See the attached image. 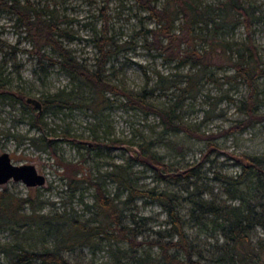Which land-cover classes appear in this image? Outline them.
Returning a JSON list of instances; mask_svg holds the SVG:
<instances>
[{"label":"trees","instance_id":"obj_1","mask_svg":"<svg viewBox=\"0 0 264 264\" xmlns=\"http://www.w3.org/2000/svg\"><path fill=\"white\" fill-rule=\"evenodd\" d=\"M135 1L145 11L143 18L154 20L153 25L142 24L141 30H135L143 34L146 46L157 50L165 59L176 60L177 65L189 64L187 70L177 72L176 77L168 81L164 82L165 78L158 73L152 86H148L146 80L137 89L113 82L106 73V62L119 50L108 32L107 17L101 32L92 38L96 55L89 63L64 44L62 37L68 32L61 25L64 18L47 5H39L35 0H0V10L13 17L14 25L21 26L24 37L33 45L27 50L37 55V63L56 64L78 83L67 91L42 93L38 98L40 110L61 109L78 102L100 111L119 97L127 108L155 114L163 136L182 130L204 139L201 156L194 163L174 166L155 153L151 147L153 140L143 133L135 154L127 155L120 162L111 160L110 169L98 171L100 177L114 184V191H107L100 177L86 169L84 157L81 162L66 161L51 149L57 167L61 168L58 173L72 192L71 196L87 187L93 189L90 203L84 202L79 195L89 216L82 217L67 207L38 213L33 207L34 194L28 192L21 196L1 187L0 231H18L38 224L41 232L52 236V241L39 249L26 247L18 241L0 243V249L6 254L8 264H80L68 255L77 250L81 252L85 247L94 250L100 243L115 245L113 254L121 252L113 264H264V151L236 153L214 140L221 133L242 130L264 121L261 110L264 105V58L248 32L252 18L257 15L244 0H219L217 4L204 5L194 0H162L160 5L158 0ZM258 17L264 18V15ZM241 21L247 30L242 40L229 41L216 32L205 36L197 31L201 22L205 26L223 23L235 27ZM197 40H205L207 46L198 47ZM4 43L0 39V47ZM7 44L14 48L12 51L17 49L14 44ZM212 66L232 69L223 73L220 84L233 81L245 86L246 91L238 98L242 116L220 131L206 132L192 128L180 117L178 103L184 93L194 95L197 92L202 77L217 80ZM6 82L0 79L2 95L10 94L9 97L20 99L24 112L38 110L26 101L24 91L6 86ZM171 86L178 90L173 102L153 97L156 89L163 91ZM78 89L81 95L76 92ZM228 98L235 100L230 95ZM109 139L111 143H118L117 139ZM93 142L87 145L88 150L101 144ZM45 144L51 148L49 141ZM114 144L105 142L106 147ZM211 153L225 155L239 166L235 174L212 169L210 179L220 184L221 194L213 192L203 181L207 177L206 174L202 176L203 167L209 162ZM135 164L152 170L158 176L156 183L152 186L140 183L142 175ZM174 185H180L179 189ZM138 200L144 204H158L166 214L165 225L141 229V224L151 217L140 213ZM27 206L31 208L28 213ZM257 227L263 231L262 235L255 232ZM190 229L198 230L213 241L201 244L202 240L194 239ZM210 252L212 255H208Z\"/></svg>","mask_w":264,"mask_h":264},{"label":"rangeland","instance_id":"obj_2","mask_svg":"<svg viewBox=\"0 0 264 264\" xmlns=\"http://www.w3.org/2000/svg\"><path fill=\"white\" fill-rule=\"evenodd\" d=\"M35 1L39 5H47L60 18H64L61 25L68 31L62 37L64 44L70 47L78 57H85L89 63L96 55V45L92 38L101 32L104 18L107 17L108 32L113 36L119 50L106 62V73L113 82L122 84L126 88L137 89L146 80L148 86H152L158 73L163 75L165 82L176 77L177 72L188 69L189 64L177 65L176 60L165 59L157 50L147 47L143 34L136 33L142 29V24L151 26L154 20L143 18L145 11L135 0H123V2L120 0ZM194 1L204 5V3L217 4L219 0ZM244 1L250 3L257 15L252 18L248 32L264 58V18L258 17L264 15V0ZM161 3L162 0L157 1L158 5ZM104 4L105 7H103ZM197 31L205 36L216 32L229 41L245 39L247 34L242 21L235 27L223 23L205 26L204 22H201ZM23 34L21 26L14 25L13 17L0 10V39L5 41L0 47V79L7 81L6 86L21 89L25 97L31 96L37 99L42 93L67 91L71 86H78L76 81L71 80V75L58 65H49L45 61L42 64L37 63V55L27 50L33 48V45ZM126 40L132 43H127ZM197 41L198 47L207 46L205 40ZM7 43L14 44L17 49L12 51L14 48ZM46 51L50 50L46 48ZM212 70L217 80L202 77L197 92L194 95L184 93L178 103L180 117L192 128L206 132L220 131L235 118L242 116L238 107V98L246 91L245 86L233 81L220 84L223 73L230 72L231 68L212 66ZM76 92L81 95L79 89ZM8 95H2L0 92V153L3 150L8 151L15 164L35 165L37 171L45 175L46 180L43 185L35 187H26L20 181L9 180L0 185V188L5 187L21 196H26L28 192L34 194L33 207L38 213H51L67 207L74 209L82 217H88L89 213L79 200V195L84 202H92L91 187L83 189L81 193L79 190L71 196L72 192L61 179L60 172L58 173L61 168L57 167L51 149L66 161L81 162L84 157L86 169L95 177H100V172L110 169L108 163L111 160L120 162L127 155L135 154L134 151L139 149L137 143L141 140L143 133L149 140H153L151 147L155 153L174 166L196 162L204 149V139L190 135L186 131L180 130L163 136L160 132L159 119L155 114H143L127 108L120 102L122 99L119 97H116L110 106L100 111L77 102L61 109H45L44 111L35 109V111L24 112L20 99ZM228 95L233 96L235 100L228 98ZM110 96L115 98L114 95ZM177 96L178 90L174 86L165 88L163 91L156 89L153 95L156 100L166 102H173ZM31 106L36 107L33 103ZM261 110L264 111V105L261 106ZM93 136L97 139L94 140ZM72 137L81 140L75 141ZM109 138L117 139L118 143L109 142ZM214 140L236 153L241 151L260 153L264 151V121H259L242 130L221 133ZM46 141L50 142L51 148L45 144ZM93 141L101 143L100 146L88 150L87 145L94 143ZM105 142L114 145L106 147ZM135 165L142 175L140 183L149 186L156 183L158 176L152 170L143 168L139 164ZM212 169L235 174L239 171V166L225 155L210 154L209 162L203 167L202 176L207 175L203 181L208 183L207 186L212 188L213 192L221 194L220 184L210 179ZM100 181L107 191H114V184L107 178L100 177ZM174 187L179 189L180 185H174ZM136 203L141 214L151 217L141 224V229L147 226L156 229L165 225L166 214L158 204H144L142 200ZM25 211L28 213L31 208L27 206ZM40 230L38 224L18 231L1 230L0 243L18 241L26 247L39 249L52 241L49 233ZM189 232L194 239H201V244L213 241L212 238L200 234L198 230L190 229ZM255 232L259 235L263 234L259 227L255 229ZM114 249L113 244L100 243L94 250L85 247L81 252L77 250L68 257L80 264H113L116 257L121 255V252L113 254ZM0 264H8L7 256L1 249Z\"/></svg>","mask_w":264,"mask_h":264},{"label":"water","instance_id":"obj_3","mask_svg":"<svg viewBox=\"0 0 264 264\" xmlns=\"http://www.w3.org/2000/svg\"><path fill=\"white\" fill-rule=\"evenodd\" d=\"M26 101L33 103L40 110L41 102L39 99L27 96ZM9 180L20 181L26 187H35L43 185L46 178L31 163H13L8 151L3 150L0 153V185Z\"/></svg>","mask_w":264,"mask_h":264}]
</instances>
